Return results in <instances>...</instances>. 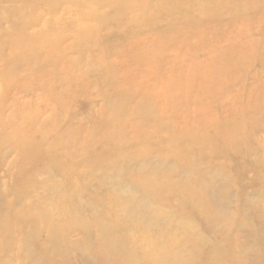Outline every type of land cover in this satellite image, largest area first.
Segmentation results:
<instances>
[{
    "label": "rangeland",
    "instance_id": "374dc122",
    "mask_svg": "<svg viewBox=\"0 0 264 264\" xmlns=\"http://www.w3.org/2000/svg\"><path fill=\"white\" fill-rule=\"evenodd\" d=\"M166 247L264 264V0H0V264Z\"/></svg>",
    "mask_w": 264,
    "mask_h": 264
},
{
    "label": "bare ground",
    "instance_id": "6f19581e",
    "mask_svg": "<svg viewBox=\"0 0 264 264\" xmlns=\"http://www.w3.org/2000/svg\"><path fill=\"white\" fill-rule=\"evenodd\" d=\"M5 121H6V124L7 123L11 124V123L16 122L14 118L11 119L10 121H8V120H5ZM3 123H4V121H3ZM103 234L106 235V236H109L107 230H105V229L103 231ZM67 248L73 249V250H78L79 246L77 244L71 243V244L67 245ZM166 249H167V247H166ZM120 251H122V248H121ZM124 251L125 250L123 249L122 252H124ZM171 254L172 253H168V249L166 251L161 249V248H159L157 250H153L152 249V250L148 251V257L146 259L147 264H176L177 262H181V261H178V260L174 259V256H171ZM127 255L129 256V258L121 259L120 260V264H126L128 261H130V259H131L130 257H132V253L128 252ZM198 262L199 261L196 260V263H198ZM200 262H201V264H203L202 261H200ZM181 264H182V262H181Z\"/></svg>",
    "mask_w": 264,
    "mask_h": 264
}]
</instances>
